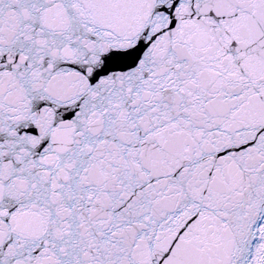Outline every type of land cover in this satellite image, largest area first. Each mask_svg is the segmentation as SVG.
I'll return each mask as SVG.
<instances>
[{
    "label": "snow or ice",
    "instance_id": "snow-or-ice-1",
    "mask_svg": "<svg viewBox=\"0 0 264 264\" xmlns=\"http://www.w3.org/2000/svg\"><path fill=\"white\" fill-rule=\"evenodd\" d=\"M0 264H264V0H0Z\"/></svg>",
    "mask_w": 264,
    "mask_h": 264
}]
</instances>
